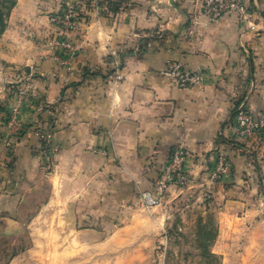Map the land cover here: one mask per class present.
<instances>
[{"label": "crops", "instance_id": "0c3cea01", "mask_svg": "<svg viewBox=\"0 0 264 264\" xmlns=\"http://www.w3.org/2000/svg\"><path fill=\"white\" fill-rule=\"evenodd\" d=\"M63 2L17 0L0 34V218L13 222L47 182L39 211L55 206L71 232L101 235L141 217L162 228L190 190L216 214L211 249L222 264H264V133L237 138L232 128L242 102L264 118V0H245L247 20L229 11L215 21L203 0H122L104 14L85 3L65 34L74 53L56 58L46 44L60 35ZM170 60L202 69L205 82L172 83L161 74ZM10 85L29 88L21 100ZM178 144L191 184L145 206L141 192L154 191ZM219 149L233 166L224 186L209 182Z\"/></svg>", "mask_w": 264, "mask_h": 264}, {"label": "rangeland", "instance_id": "374dc122", "mask_svg": "<svg viewBox=\"0 0 264 264\" xmlns=\"http://www.w3.org/2000/svg\"><path fill=\"white\" fill-rule=\"evenodd\" d=\"M185 193L171 204L172 216L162 228H148L141 217L134 224L111 225L101 235H80L62 223L67 219L57 217L55 206L39 211L50 196L44 182L13 222L0 218V264H222L211 249L216 214L200 206L201 195Z\"/></svg>", "mask_w": 264, "mask_h": 264}, {"label": "built area", "instance_id": "2783aa9c", "mask_svg": "<svg viewBox=\"0 0 264 264\" xmlns=\"http://www.w3.org/2000/svg\"><path fill=\"white\" fill-rule=\"evenodd\" d=\"M119 0H64L62 10L53 17V21L60 28V35L48 39L47 46L53 50L56 58L66 53H74V45L65 34L78 29L80 20V7L85 5L86 9L97 10L104 14L111 10L113 3ZM89 2V3H87ZM203 13L212 21L220 19L229 11H236L242 16V20H247L251 15V8L245 3V0H203ZM117 63V61H116ZM161 74L172 83L179 87L186 88L195 85H201L205 82V72L202 69H189L180 61L170 60L166 63ZM121 76L117 74V78ZM29 86L20 87L13 94L23 99ZM17 108H14L8 119L9 126L16 125ZM235 137L250 138L253 135L264 133V118L256 117L247 103L242 102L236 110L232 124ZM47 129V123L38 131V134L44 136ZM12 141L8 142V146ZM189 153L186 148L178 144L173 148L170 159L167 161L164 169L160 173L154 191L146 190L141 192V199L145 206L152 207L161 205L165 202L167 194L174 187H188L191 184L192 177L187 170ZM233 166L230 158L223 149L216 153V162L212 172L209 175V182L212 184L226 185L227 178L230 177Z\"/></svg>", "mask_w": 264, "mask_h": 264}, {"label": "trees", "instance_id": "16d2710c", "mask_svg": "<svg viewBox=\"0 0 264 264\" xmlns=\"http://www.w3.org/2000/svg\"><path fill=\"white\" fill-rule=\"evenodd\" d=\"M17 0H0V34L5 30L6 28V17L9 14V12L11 11V9L15 6ZM122 4V0L113 3L112 7H111V11L113 12H118L120 10ZM20 88L19 85H10L9 89H11L13 92L17 91ZM9 118V113L7 112L6 114V119L5 122L7 123ZM12 160L9 161L7 164H11ZM217 235V230H216V234ZM216 238V237H215Z\"/></svg>", "mask_w": 264, "mask_h": 264}]
</instances>
